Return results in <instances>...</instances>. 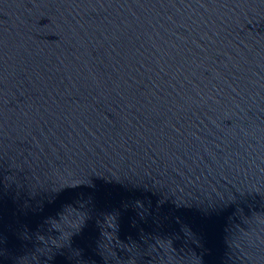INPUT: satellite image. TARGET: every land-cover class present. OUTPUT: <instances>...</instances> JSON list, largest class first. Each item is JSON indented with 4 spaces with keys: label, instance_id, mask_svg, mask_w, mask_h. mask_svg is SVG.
Segmentation results:
<instances>
[{
    "label": "water",
    "instance_id": "95a60500",
    "mask_svg": "<svg viewBox=\"0 0 264 264\" xmlns=\"http://www.w3.org/2000/svg\"><path fill=\"white\" fill-rule=\"evenodd\" d=\"M0 264H264V0H0Z\"/></svg>",
    "mask_w": 264,
    "mask_h": 264
}]
</instances>
